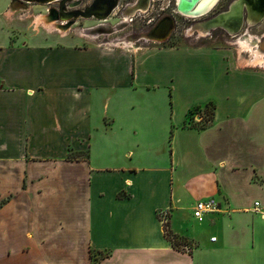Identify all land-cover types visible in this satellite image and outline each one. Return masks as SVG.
Here are the masks:
<instances>
[{
    "label": "crops",
    "instance_id": "1",
    "mask_svg": "<svg viewBox=\"0 0 264 264\" xmlns=\"http://www.w3.org/2000/svg\"><path fill=\"white\" fill-rule=\"evenodd\" d=\"M14 3L0 0V264H264V68L208 43L15 37ZM210 198L221 210L197 220Z\"/></svg>",
    "mask_w": 264,
    "mask_h": 264
},
{
    "label": "rangeland",
    "instance_id": "2",
    "mask_svg": "<svg viewBox=\"0 0 264 264\" xmlns=\"http://www.w3.org/2000/svg\"><path fill=\"white\" fill-rule=\"evenodd\" d=\"M230 1L231 0H225L221 4L226 7ZM81 2L82 4L78 10H83L85 7L90 6L94 0H80V3ZM137 2L138 0H119L118 7L106 21L83 18L78 20L60 21L57 16V12L60 7L59 2L44 5L37 3H25L24 7L20 4V6L15 9L13 7L11 8V15L7 18V22L11 33L15 37L23 34L32 35L35 31L40 33L51 32L57 35H69L72 37L84 36L85 40L87 37H90L95 44L101 46L107 44L112 48H126L129 50L137 47H146L148 45L179 46L183 44L195 45L208 43L219 45L224 48L234 49L236 54L238 52V56H241V49L236 44L237 39L247 35L248 37L252 36L255 38V43L261 47L264 43V38H262L264 36V21L260 23L261 25L259 24V26L250 28V31L243 30L236 36L228 35L221 30H214L215 32H211V35L202 36L199 32H192V29L197 24L193 22V18L184 15H179V17L175 13V6L177 7L179 5L178 0H152L147 12H138L132 17L127 16L125 13L127 9ZM77 5V2H74L71 3V6L68 5L69 7H67L68 9H71L72 6L75 7ZM222 6L220 9L224 8ZM210 14L202 17V20L200 19L197 22L209 21L212 19V17L208 18L211 16ZM43 16H49L51 18L54 17L55 19H53L55 20L56 26L53 28L45 27L43 23L44 21H40V18ZM167 19L170 23L168 33L165 34L164 37H161L164 34L162 31L159 32L161 38H152L151 32H153V29L158 24L168 27V23L166 21ZM37 21H39V24ZM174 25L175 30L173 31ZM244 56L247 57V55ZM212 112V106L206 109V113L203 115V124H208V119H210Z\"/></svg>",
    "mask_w": 264,
    "mask_h": 264
},
{
    "label": "bare ground",
    "instance_id": "3",
    "mask_svg": "<svg viewBox=\"0 0 264 264\" xmlns=\"http://www.w3.org/2000/svg\"><path fill=\"white\" fill-rule=\"evenodd\" d=\"M151 1L152 0H138L137 3L127 9V11L125 12L126 15L132 17L135 16L138 12H147L150 7ZM219 2L220 0H182V9L186 12L183 15L193 18L197 22L200 19L202 20V17L210 14ZM179 3L180 0H178V4ZM193 3H195L196 5L193 9H190ZM18 6L19 5L14 4L13 8L15 9ZM244 7H246L247 15H244ZM189 9L191 11L190 13L188 12ZM246 16H248L246 21L250 27H254L262 23L264 21V0H238L236 4L234 3L228 13L222 14L217 18L210 19L206 22H197L195 27L192 29V32H199L202 36H207L217 28H224L228 30L229 35L236 36L242 32L244 22H246ZM53 18L49 16H43L40 18V21H44L43 23L45 27L53 28L54 26H56L54 20L55 18ZM166 21L168 23V27H164L162 26V24H158L153 29V32H151L152 38L159 39L161 37H164L165 34L168 33L170 23L168 19ZM37 23L39 24V21H37ZM162 31L164 32V34L160 37L159 32ZM262 38H264V36ZM255 41V38H253L252 36L248 37L247 35L236 40V44L241 49V61L243 64L248 66L264 68V43L261 47L257 45ZM244 55H247V57H245Z\"/></svg>",
    "mask_w": 264,
    "mask_h": 264
},
{
    "label": "water",
    "instance_id": "4",
    "mask_svg": "<svg viewBox=\"0 0 264 264\" xmlns=\"http://www.w3.org/2000/svg\"><path fill=\"white\" fill-rule=\"evenodd\" d=\"M78 1L79 0H15L14 4L20 3L22 7H24L25 3H37L44 5L59 2L60 7L59 11L57 12V16L60 21L78 20L80 18L106 21L118 7L119 3V0H94V2L85 10H76L71 12L68 11L67 4L71 2H77L79 5ZM195 5L196 4L193 3L190 9H193ZM77 6H75L74 8H76ZM182 7L183 3L182 0H180L177 9L180 13L185 14L186 12L182 9ZM190 9L188 10L189 13L191 12Z\"/></svg>",
    "mask_w": 264,
    "mask_h": 264
},
{
    "label": "built area",
    "instance_id": "5",
    "mask_svg": "<svg viewBox=\"0 0 264 264\" xmlns=\"http://www.w3.org/2000/svg\"><path fill=\"white\" fill-rule=\"evenodd\" d=\"M103 46H108V45L104 44ZM254 207L256 212L264 213V205H262L260 202H255ZM220 210H221L220 204L214 198L197 201L194 207V217L199 221H203L207 214L216 213L219 212ZM160 219L165 228L168 223V213L167 212L160 213ZM216 240H217L216 237L212 238V241L215 242Z\"/></svg>",
    "mask_w": 264,
    "mask_h": 264
},
{
    "label": "flooded vegetation",
    "instance_id": "6",
    "mask_svg": "<svg viewBox=\"0 0 264 264\" xmlns=\"http://www.w3.org/2000/svg\"><path fill=\"white\" fill-rule=\"evenodd\" d=\"M225 0H220V2L214 7V9L211 11V16H209L208 18H211L212 17V19L213 18H217L218 16H220V15H222V14H226V13H228L230 10H231V7L234 5V3L236 4V2L238 1V0H231L227 5H226V7L225 6H222V2H224ZM79 2V5L76 7V8H71V9H68V11H76V10H78V8L81 6V4H82V2L80 3V0L78 1ZM71 3H74V2H71ZM71 3H68L67 4V6L69 5V6H71ZM68 6V7H69ZM221 6L222 7H224L223 9H220L221 8ZM67 7V8H68ZM89 7V6H88ZM88 7H85L83 10H85L86 8H88ZM175 13L179 16V15H183L182 13H180L179 11H178V9H177V7L175 6ZM244 15H247L246 14V7H244ZM166 17H169V16H166ZM180 17V16H179ZM247 17L248 16H246V19H245V21L247 20ZM182 18V17H181ZM207 18V19H208ZM192 20V19H191ZM205 20V19H204ZM193 21V20H192ZM194 23H197L195 20L193 21ZM155 25H157V24H155ZM154 25V26H155ZM195 25V24H194ZM261 25V24H260ZM153 26V27H154ZM257 26H259V25H257ZM152 27V28H153ZM255 27V26H254ZM151 28V29H152ZM250 28H252V27H250L249 26V24L247 23V21L246 22H244V26H243V28H242V31L243 30H248V31H250ZM175 30V25H174V29H173V31ZM216 31H218V30H221V31H223V32H225V33H227L228 34V30H226V29H224V28H217V29H215ZM212 32H215V31H212ZM173 33V32H172ZM172 35V34H171ZM170 35V36H171ZM211 35V34H210ZM229 35V34H228Z\"/></svg>",
    "mask_w": 264,
    "mask_h": 264
},
{
    "label": "trees",
    "instance_id": "7",
    "mask_svg": "<svg viewBox=\"0 0 264 264\" xmlns=\"http://www.w3.org/2000/svg\"><path fill=\"white\" fill-rule=\"evenodd\" d=\"M193 114H194V113H192V115H193ZM212 117H213V113H212V115L210 116V119H208V123L212 120V119H211ZM190 125H192V124L190 123ZM207 126H208V124H203V125H201V126L198 127V128H199V129H205ZM165 233H166V237L172 242V244H173V246H174L175 248H177V249H182V247L187 246L188 243H187L186 241H184V240L179 239L177 236L173 235V234L170 232L168 226L165 227Z\"/></svg>",
    "mask_w": 264,
    "mask_h": 264
}]
</instances>
